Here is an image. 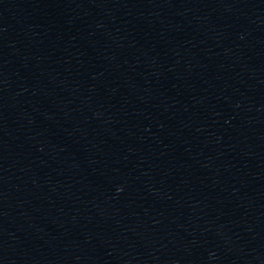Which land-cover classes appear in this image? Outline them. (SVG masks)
Masks as SVG:
<instances>
[{
	"label": "water",
	"instance_id": "obj_1",
	"mask_svg": "<svg viewBox=\"0 0 264 264\" xmlns=\"http://www.w3.org/2000/svg\"><path fill=\"white\" fill-rule=\"evenodd\" d=\"M0 264H264V0H0Z\"/></svg>",
	"mask_w": 264,
	"mask_h": 264
}]
</instances>
